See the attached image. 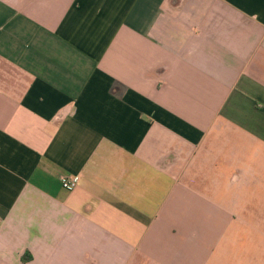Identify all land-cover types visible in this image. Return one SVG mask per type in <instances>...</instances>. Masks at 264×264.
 I'll use <instances>...</instances> for the list:
<instances>
[{
	"label": "crops",
	"instance_id": "0c3cea01",
	"mask_svg": "<svg viewBox=\"0 0 264 264\" xmlns=\"http://www.w3.org/2000/svg\"><path fill=\"white\" fill-rule=\"evenodd\" d=\"M0 264H264V0H0Z\"/></svg>",
	"mask_w": 264,
	"mask_h": 264
},
{
	"label": "built area",
	"instance_id": "2783aa9c",
	"mask_svg": "<svg viewBox=\"0 0 264 264\" xmlns=\"http://www.w3.org/2000/svg\"><path fill=\"white\" fill-rule=\"evenodd\" d=\"M79 183H80L79 176L62 178V187L69 191L75 189L79 185Z\"/></svg>",
	"mask_w": 264,
	"mask_h": 264
}]
</instances>
